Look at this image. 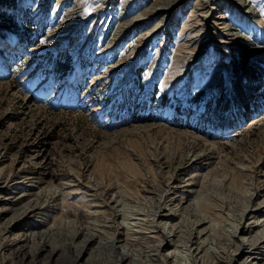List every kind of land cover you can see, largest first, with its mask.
Listing matches in <instances>:
<instances>
[{
  "label": "rangeland",
  "instance_id": "374dc122",
  "mask_svg": "<svg viewBox=\"0 0 264 264\" xmlns=\"http://www.w3.org/2000/svg\"><path fill=\"white\" fill-rule=\"evenodd\" d=\"M103 1L0 0L3 8L15 5L14 11L0 10V43L17 39L19 46L17 50L0 48V170L9 175L8 189L14 196L24 195L25 201L52 185L56 197L48 199L39 216L45 225H60L68 220L61 205L57 206L64 193L70 194L66 203L75 207L84 198L79 188H86V182H98V178L109 185L110 198L124 193L125 188L135 192L143 179L132 178L127 164L142 155L151 167V159L159 155L170 170L182 168L176 184L189 183L192 189L184 190V196L171 191L166 204L172 211L179 200L193 203L203 184L204 191L225 202L219 211L211 210L212 217L219 215V227H213L223 241L235 225L238 230L242 227L244 219L233 224L228 216L231 213L234 220L239 218L244 203L233 194L225 197L226 191L215 187V181L227 174V183L229 177L238 187L251 183L264 198V0H248L251 13L244 16V9L234 0L229 1L237 7L210 1L208 10L222 11L228 28L242 37L248 49H238L223 37L229 32L214 26L209 30L210 42L197 53H191L196 40L207 35L193 38L192 33L201 28L190 17L197 0H185L167 20L147 14L159 0ZM43 5L46 13H41ZM144 15L142 24L129 25L122 37L114 39L120 23ZM158 22L162 23L160 31L135 54L140 34ZM61 27L77 28L80 39L58 46L69 34H61ZM239 56L254 59L262 70L250 81H242L238 98L230 90L228 76L232 61ZM219 77L221 83L217 84ZM220 92L225 100L219 98ZM238 114H243V119L223 130L221 125ZM140 126H151V130L119 135L123 129ZM204 145L209 152H201ZM207 174L211 176L206 178ZM68 185L79 187L75 186L79 194H73L75 189ZM7 193L3 191L1 196ZM256 203L252 208L258 209ZM126 206L134 210L136 204ZM132 215L121 216L119 222L133 223L131 218L141 217ZM7 216H1L0 222ZM182 216L177 212L166 220V229L170 224L182 225L180 236L186 238ZM212 233L208 238L211 245L205 249L206 264L221 261L226 253L216 245ZM171 236L165 230L170 244ZM167 249L169 254L180 256L182 252L184 258L191 254L180 247ZM263 253L264 249L259 254Z\"/></svg>",
  "mask_w": 264,
  "mask_h": 264
},
{
  "label": "bare ground",
  "instance_id": "6f19581e",
  "mask_svg": "<svg viewBox=\"0 0 264 264\" xmlns=\"http://www.w3.org/2000/svg\"><path fill=\"white\" fill-rule=\"evenodd\" d=\"M109 1L104 0L103 2L107 3ZM184 1L159 0L148 10L147 14L149 16L161 15L165 20L170 19L174 14V9L181 7L180 5L185 3ZM210 1H213L214 4L222 3L229 6H236L238 4L244 9L241 13L243 16L250 9L248 0H234L233 2L237 4H232L229 0H197L190 17L195 18L193 21L196 20V27L199 26L201 28L192 33L193 38H199L203 33L207 35L203 39L196 40L197 45L194 52L191 53L203 51L204 46L211 39L209 37V30L214 28V26L222 32H229L228 34H223V37L225 36V40L236 45L238 49H248L245 42L241 39L242 37L235 32H231L232 29L228 28L229 26L224 21L222 11L215 13L213 10L211 12L208 10L207 4ZM0 10H7V8L0 7ZM41 13H46L45 5H43ZM142 16L134 17L128 24L122 25L120 23L118 29L115 30L114 39L117 40L116 38L122 37L129 25L142 24L146 20L144 19L146 16ZM79 22L81 23V21ZM161 27L162 23L158 22L152 29L140 34L141 43L137 47L135 54H139L144 43L154 34L158 33ZM184 28L183 26L182 29ZM76 29L62 27L58 29L61 34L69 33L68 37L66 36V40H60L58 46H63L65 43L67 45L76 43L80 39V36L76 35ZM205 39L207 41L204 42ZM240 40L243 42L240 43ZM3 44L5 45L3 46ZM4 47L5 50H17L16 48L19 47L17 39H13L7 43L1 42L0 48ZM178 53L180 56L183 54L182 51ZM73 81H77L76 78ZM26 105H28L27 108L32 106L28 101H26ZM145 129L149 131L151 130V126L123 129L119 132V135L130 134L133 131L141 133ZM171 137H175V134L171 135ZM205 144L207 145L206 142ZM206 145L204 146L206 147ZM209 145L212 146V144H208L207 146L209 147ZM205 151L209 152V149L207 147L203 148L201 152ZM151 160V167H148L145 163V158L142 155H138L135 157V160L127 164L132 178L136 179L140 177L143 179L142 184L135 192H130V190L128 191L125 188L127 191L125 190L124 193L117 192L110 198L108 197L109 192H111L110 187L109 185H104V181L101 178H98V182H86V188H82L83 186L79 188L76 186L77 184L68 185L69 189H75V186L79 188L84 198H80L82 200L77 201L75 207H72V205L66 203L70 194L64 193L63 202L57 204V206L61 205L60 209L67 214L65 216L68 220L60 223V225L54 222L45 225L41 222L43 219H40L41 217L39 216L41 209L47 206L48 199L53 200L56 197L52 185L47 190L44 188L34 194L32 198L24 201V195L19 197L14 196V192L8 189L10 182L9 175L5 176L4 171L0 170V217L8 215L0 222V264H206L205 249H207L209 244L211 245L208 240L210 232H213L212 237L215 239L216 245L223 247V251L225 250L226 252L225 257L222 258V260L226 261L222 263L230 264L232 261L231 264H264V253L263 255L259 254L264 249V198L260 196L261 191L256 187L249 186L252 185L251 183L238 187L235 179L231 177H229L230 181L227 183V174L221 176L219 181H215V187H221V191H226L225 197L233 194L236 199L242 200V204L244 203L241 209L243 212L241 211L239 218L234 220L235 215H231V213L228 216L233 224L234 221L238 222L244 219L242 227L238 230L236 225L233 228L231 226L230 228L233 231H229L227 238L222 241L218 231L213 227L214 224H217L219 227V215L212 217L211 210L219 211L220 208H223V203L225 202L216 199L218 197L215 198L212 193L208 194L206 190L204 191L203 184L198 189V197L193 203L179 200L176 205L178 208L172 211L173 208L170 209L168 204H166L171 191L176 194L182 192L183 194H178V196H184L185 192L191 189V186L189 183L185 186H178L176 184L175 178L182 171L181 167L170 170L171 166H165L159 155H155ZM73 172L76 175L78 173L74 170ZM209 175L207 174L205 177L208 178ZM3 191L9 193L1 196ZM75 191L73 194H79L76 189ZM233 199L231 200L232 202ZM254 202H257L254 207H258V209L252 208ZM129 203L136 204L134 210L126 206ZM177 212H181L183 215L182 221L183 224H186V231L184 232L186 238H181L180 236L183 233L180 229L183 227L182 225L175 227V225L170 224L166 229V220H170V217L176 216ZM128 213L131 216H134L132 214L135 213L136 216L141 217L131 218L133 223L128 222L127 224L125 220L119 222V218L121 216L125 217V214ZM165 230H168V233L172 234L171 244L164 237ZM170 247L174 251L177 247H180L191 254L186 258L182 257V252L180 256L175 253L169 254L171 251L167 248ZM165 250L167 253L163 252ZM200 254L203 255L198 258ZM180 257L182 258L180 259Z\"/></svg>",
  "mask_w": 264,
  "mask_h": 264
},
{
  "label": "trees",
  "instance_id": "16d2710c",
  "mask_svg": "<svg viewBox=\"0 0 264 264\" xmlns=\"http://www.w3.org/2000/svg\"><path fill=\"white\" fill-rule=\"evenodd\" d=\"M11 3L13 2L11 1ZM260 69L262 70V67L258 66L254 59H247L243 56H239L237 59L233 60L231 63V71L228 76V85L231 88L230 90L232 91V94L236 93V96L239 98V95L241 94L240 92L242 90V81L244 80L247 82V79L250 81L253 77L255 78L256 76L260 75ZM216 83H221V77L218 78ZM233 91H235V93ZM221 96H223V100H225L224 95L220 92L219 98ZM242 119L243 114H238V116L234 118L231 116L223 123V125H221L222 129L229 130L236 126V124Z\"/></svg>",
  "mask_w": 264,
  "mask_h": 264
},
{
  "label": "crops",
  "instance_id": "0c3cea01",
  "mask_svg": "<svg viewBox=\"0 0 264 264\" xmlns=\"http://www.w3.org/2000/svg\"><path fill=\"white\" fill-rule=\"evenodd\" d=\"M0 7H1V5H0ZM7 8H13L14 9V7H15V5H9V6H6Z\"/></svg>",
  "mask_w": 264,
  "mask_h": 264
}]
</instances>
